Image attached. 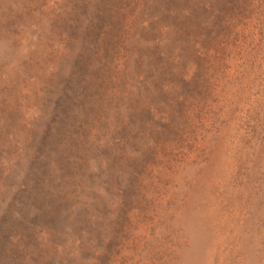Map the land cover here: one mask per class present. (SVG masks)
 <instances>
[{"label":"rangeland","instance_id":"obj_1","mask_svg":"<svg viewBox=\"0 0 264 264\" xmlns=\"http://www.w3.org/2000/svg\"><path fill=\"white\" fill-rule=\"evenodd\" d=\"M0 264H264V0H0Z\"/></svg>","mask_w":264,"mask_h":264}]
</instances>
